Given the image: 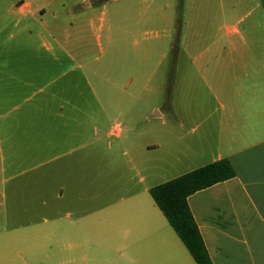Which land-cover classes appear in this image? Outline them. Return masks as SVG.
I'll return each mask as SVG.
<instances>
[{
	"label": "crops",
	"instance_id": "0c3cea01",
	"mask_svg": "<svg viewBox=\"0 0 264 264\" xmlns=\"http://www.w3.org/2000/svg\"><path fill=\"white\" fill-rule=\"evenodd\" d=\"M55 4L0 0V264H197L150 190L224 159L236 177L190 196V210L213 264H264V34L243 27L235 5L212 19L196 6L199 18L180 26L182 48L172 50V30L162 55L176 67L158 80L176 76V97L160 90L155 114H137L145 75L159 67L147 73L139 50L141 82L125 69L116 81L113 70L109 98L92 89L84 98L78 59L87 52L62 44L73 28L81 44L82 27L100 40L103 22L80 2ZM257 11L261 0L246 16ZM4 52H23L27 65L15 70ZM67 59L76 67L63 76L82 77L58 100L45 92ZM35 81L42 87L31 93ZM134 81L139 97L128 91Z\"/></svg>",
	"mask_w": 264,
	"mask_h": 264
},
{
	"label": "rangeland",
	"instance_id": "374dc122",
	"mask_svg": "<svg viewBox=\"0 0 264 264\" xmlns=\"http://www.w3.org/2000/svg\"><path fill=\"white\" fill-rule=\"evenodd\" d=\"M259 0H51L56 2L55 5H66V7L74 6L80 2L79 10L91 7L88 9L90 16L97 20V26L103 22V31L100 33V40L97 39L98 32H91L89 28L85 32V27H82L84 33L79 36L81 44L74 45V28L71 29V35L73 38H66L63 42V46L73 51H86V55L78 59V62L84 66L83 76V93L84 98L98 97L102 99L109 98L110 89L112 90V80H110L111 72L114 70V79L118 81L124 78L122 70L130 71L131 77L134 80H142V77L138 74V52L139 50H145L147 52V58L145 61L146 72H152L155 68L159 67V74L154 73V76L150 74L145 75L147 82V92L140 96L143 100L140 106L137 107V114L145 111L148 114H155L153 112V106L159 100L158 91H162V99L168 100L169 98H175L177 91L174 88L176 84V76H169L170 81L165 82L161 87L159 78H161L160 72L166 67L170 70L171 67H176L173 64L174 59H163L162 55L165 53L167 45L172 43L173 51L180 50L181 43L180 38L177 41L178 26L185 25L188 21L198 19L197 13L199 9L193 10L196 6L202 5L200 10V19H212L216 10L220 11V6L223 5L224 9L229 10L233 5L236 6V10L246 17L243 27L255 28L257 33L264 34V13L257 11L252 17H247V13L251 11V7L255 5ZM264 3V0H261ZM58 15L67 21L72 23V15L67 16V13L60 10L57 7ZM69 13V12H68ZM212 16V17H211ZM103 20V21H102ZM73 24V23H72ZM198 24V23H196ZM200 25V24H198ZM52 29L57 30L58 26H53ZM172 30L175 34H172ZM181 33V30H180ZM173 35L171 43L167 44L170 40V36ZM109 37V40H108ZM58 39V37H55ZM65 39V38H64ZM111 39V40H110ZM83 41V42H82ZM57 44L55 43H52ZM52 45V46H53ZM50 46V47H52ZM37 46L34 51L37 56ZM53 50H59L58 47L53 46ZM61 50V49H60ZM42 56L45 58L48 55L45 48H41ZM19 55L13 60L11 53L4 52L3 61H10L11 66L15 70H19L21 67L27 65L26 59L23 57V52H18ZM182 62V60H180ZM161 62V64H160ZM43 62L38 58L34 60V66L37 69L42 66ZM53 70L61 68L59 71L51 74L49 81H55L53 85L45 93L51 95H57V99H60V92L69 91L66 94L69 96L73 93L72 85L73 80L77 81L82 77L80 72L72 70V73L68 76H63L64 71L67 69H75L76 64L71 60L61 61L59 64H55ZM34 82V86L30 92L35 93L37 89L42 87L41 84ZM47 83L45 82L44 85ZM135 81L133 82L130 93L139 97V90L134 88ZM43 85V86H44ZM92 90L94 93L92 95ZM176 91V92H175ZM115 96L123 94L120 90L115 88ZM64 96V95H63ZM64 97V98H68ZM122 97V96H120ZM178 98V97H177ZM164 100V101H165Z\"/></svg>",
	"mask_w": 264,
	"mask_h": 264
},
{
	"label": "trees",
	"instance_id": "16d2710c",
	"mask_svg": "<svg viewBox=\"0 0 264 264\" xmlns=\"http://www.w3.org/2000/svg\"><path fill=\"white\" fill-rule=\"evenodd\" d=\"M264 4V3H263ZM180 38L178 26L177 41ZM236 177L229 160H220L153 187L150 194L197 264H213L190 210L193 194Z\"/></svg>",
	"mask_w": 264,
	"mask_h": 264
}]
</instances>
